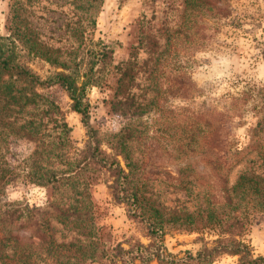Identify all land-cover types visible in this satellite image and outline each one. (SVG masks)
Masks as SVG:
<instances>
[{"label": "rangeland", "instance_id": "374dc122", "mask_svg": "<svg viewBox=\"0 0 264 264\" xmlns=\"http://www.w3.org/2000/svg\"><path fill=\"white\" fill-rule=\"evenodd\" d=\"M0 39L42 77L109 50L88 126L59 84L18 79L43 96L23 107L0 96V264L119 263V248L151 242L121 196L160 217L174 258L232 235L264 254L259 197L232 192L242 173L264 178V0H0ZM94 148L129 174L125 191ZM53 170L78 171L30 179Z\"/></svg>", "mask_w": 264, "mask_h": 264}, {"label": "trees", "instance_id": "16d2710c", "mask_svg": "<svg viewBox=\"0 0 264 264\" xmlns=\"http://www.w3.org/2000/svg\"><path fill=\"white\" fill-rule=\"evenodd\" d=\"M108 52L109 50L104 48L99 50L97 55H92L91 60H88L85 63V66H83V68L77 73H75V70L55 71L42 77L23 65V63L19 61L14 48L8 42L0 39V96L6 100L5 104L7 109H12L11 103L13 104V102H17V104H20V107H23V105L38 102V98H42L43 96L37 90H32L27 94L24 91V88L17 84L18 79H24L37 86L59 84L66 90L71 98L73 110L82 115V120L85 125L88 126L89 99L87 97V86L92 82L96 62L100 59H104ZM54 60L58 61L57 58ZM57 63L65 67V69L68 67L66 62L61 61ZM14 75H16L15 78L13 77ZM208 123L211 126H216L213 125L214 123H212V121H209ZM89 151L90 157L102 161L105 166L115 174V190L119 189L125 191L124 181H127L129 174L119 164V161L102 155L99 148L90 149ZM77 171L78 170H71L70 172L54 170L35 171L37 174L30 176V179L41 184L51 182L61 184L62 182L60 179L63 177L69 178ZM31 172L32 171H28L29 174ZM5 177L6 173H2L0 175V181H3ZM255 177L256 176L254 175L250 176L246 173H242L233 186L232 192L241 195L242 197L250 194L256 195L257 198L259 197L257 199L258 207L264 209V185L257 182L254 179ZM258 179L261 181L264 180V178ZM130 197L132 196L130 195ZM121 199L127 203L129 202L128 204L131 206V209L129 208V213L131 216L143 220L146 223L147 235L151 237V242L149 244L137 242L127 249L119 248L117 250L119 263L117 264H136V261L148 263L153 259H157L161 263L166 262V264H208L224 254L238 255V264H264V254H254L249 243L242 239H237L233 235L231 237H218L213 241L211 246L205 245L197 250L195 254L188 251L185 256L174 258L173 254L167 251L164 244V226L160 217L150 219L149 216L138 211L136 206L137 200L134 197L130 200L129 198H122L121 196ZM228 203L231 204L230 201H228ZM8 209L7 212L12 214L14 210H11V208ZM63 213L64 211H62L61 214ZM66 213L68 215H73L74 209H72V212L69 211Z\"/></svg>", "mask_w": 264, "mask_h": 264}, {"label": "clouds", "instance_id": "9594fccd", "mask_svg": "<svg viewBox=\"0 0 264 264\" xmlns=\"http://www.w3.org/2000/svg\"><path fill=\"white\" fill-rule=\"evenodd\" d=\"M220 62H221L222 64H225V65H226V63H227L226 61H223V60H222V61H220Z\"/></svg>", "mask_w": 264, "mask_h": 264}]
</instances>
